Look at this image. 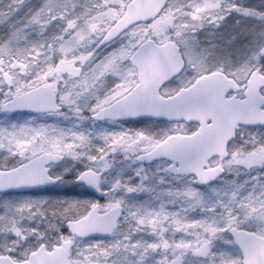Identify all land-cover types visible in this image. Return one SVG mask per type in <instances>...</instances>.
I'll use <instances>...</instances> for the list:
<instances>
[{"label":"snow or ice","instance_id":"6c2138e0","mask_svg":"<svg viewBox=\"0 0 264 264\" xmlns=\"http://www.w3.org/2000/svg\"><path fill=\"white\" fill-rule=\"evenodd\" d=\"M0 264H264V0H0Z\"/></svg>","mask_w":264,"mask_h":264}]
</instances>
